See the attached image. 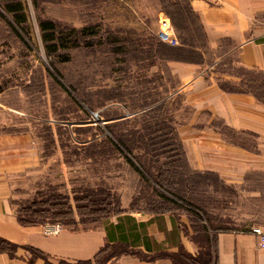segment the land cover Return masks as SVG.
Masks as SVG:
<instances>
[{"label":"rangeland","instance_id":"374dc122","mask_svg":"<svg viewBox=\"0 0 264 264\" xmlns=\"http://www.w3.org/2000/svg\"><path fill=\"white\" fill-rule=\"evenodd\" d=\"M17 1L26 23L10 24L0 0V133L29 132L47 160L63 158L67 166L64 172L51 163L17 215L42 225L95 226L138 213L168 215L177 227L172 241L181 236L207 248L199 264H215L214 230L235 228L230 210L239 194L212 173L190 171L182 157L179 129L197 111L175 94L183 83L178 70L213 64L179 48L203 43L189 0ZM42 19L93 35L60 46L51 59ZM235 73L252 79L248 87L264 100L262 73ZM198 252L180 247L171 258L198 264L187 255Z\"/></svg>","mask_w":264,"mask_h":264},{"label":"crops","instance_id":"0c3cea01","mask_svg":"<svg viewBox=\"0 0 264 264\" xmlns=\"http://www.w3.org/2000/svg\"><path fill=\"white\" fill-rule=\"evenodd\" d=\"M189 6L203 43L183 47L213 64L177 69L183 83L175 94L197 111L179 129L184 160L190 171L212 173L239 194L230 210L235 228L214 230L215 264H264V249L250 233L264 230V100L248 87L252 79L235 73L243 68L264 75V0H189ZM56 159L47 160L29 132L0 133V240L13 245L0 252V264H173L180 247L199 251L181 236L172 241L177 227L168 215L61 224L57 234H45L42 224L22 225L17 207L40 189L51 163L67 171L63 158L57 165Z\"/></svg>","mask_w":264,"mask_h":264},{"label":"trees","instance_id":"16d2710c","mask_svg":"<svg viewBox=\"0 0 264 264\" xmlns=\"http://www.w3.org/2000/svg\"><path fill=\"white\" fill-rule=\"evenodd\" d=\"M4 9L6 10L7 13L12 15V20L11 22H9L10 24H22V23H26L27 22V17L26 14L24 12V8L23 5L21 4L20 1H8L6 0L5 5H4ZM191 11V10H190ZM192 13V11H191ZM193 14V13H192ZM194 15V14H193ZM195 17V15H194ZM196 21L197 18L195 17ZM38 26L40 29V33H41V39H42V43L45 49V52L47 54V56H49V58H53L56 56V53L58 52V49L60 46L66 44V43H70L72 45H80L82 42L85 43L90 36L93 35L92 32H89V29H83V30H78L75 28H68L67 30L65 29H60L59 25H57L54 21L48 20V19H42L38 21ZM198 24V23H197ZM199 28V27H198ZM184 45H188L189 47L192 46L193 44H186V43H181L180 45V49H184L186 47H183ZM224 89H227L231 92H242V90L239 89H235L233 87H227V86H222ZM118 143H120L121 141L117 140ZM121 145L122 144L121 142ZM182 157L184 159L183 153H182ZM186 162V161H185ZM25 217H22L20 215H18V219L19 222L22 225L28 226V225H38V223L36 222H31L29 220L24 219ZM66 225H74V224H66ZM11 249H13V245L7 243L4 240H0V252H5V251H10ZM200 252H198L197 256H191L189 254L188 257L190 259H192L193 261H197V263H201L203 260L205 262L206 259H200V257L203 256H208L210 253V251L207 248H199ZM115 250L110 251V253H114ZM204 252V253H203ZM215 253V252H214ZM172 261L173 264H176V255L172 256Z\"/></svg>","mask_w":264,"mask_h":264},{"label":"built area","instance_id":"2783aa9c","mask_svg":"<svg viewBox=\"0 0 264 264\" xmlns=\"http://www.w3.org/2000/svg\"><path fill=\"white\" fill-rule=\"evenodd\" d=\"M62 225L60 223L56 224H46L44 226L45 234H57L61 231ZM250 233L254 235L257 239L258 246L261 249H264V230L261 227H253L250 230Z\"/></svg>","mask_w":264,"mask_h":264}]
</instances>
